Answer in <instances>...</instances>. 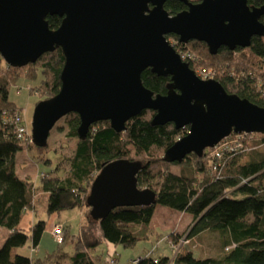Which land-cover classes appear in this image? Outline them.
I'll list each match as a JSON object with an SVG mask.
<instances>
[{"label": "water", "instance_id": "obj_1", "mask_svg": "<svg viewBox=\"0 0 264 264\" xmlns=\"http://www.w3.org/2000/svg\"><path fill=\"white\" fill-rule=\"evenodd\" d=\"M179 1L187 9L171 15L167 0H0V55L9 66L25 67L57 48L65 56L60 91L34 109L32 143L45 148L57 122L70 113L79 115L84 140L95 123L109 121L123 132L145 110L155 112L152 125L189 127L165 152L169 163L202 157L233 133L264 135V107L228 93L215 79H200L167 39L173 34L180 43L204 42L213 55L221 47L247 48L253 37H264V5ZM50 15L62 18L56 30ZM148 68L171 77L166 94L145 87L141 76ZM142 167L130 159L103 167L86 200L93 220L120 207L157 203L155 191L138 187Z\"/></svg>", "mask_w": 264, "mask_h": 264}, {"label": "trees", "instance_id": "obj_2", "mask_svg": "<svg viewBox=\"0 0 264 264\" xmlns=\"http://www.w3.org/2000/svg\"><path fill=\"white\" fill-rule=\"evenodd\" d=\"M248 4L261 7L264 0H248ZM165 8L175 15L187 6L179 0H167ZM47 20L53 30L58 29L62 22L58 15H50ZM261 21L264 23V16ZM167 39H174L176 48L187 50L194 47V51L209 59L210 67L220 62V67L215 69V80L228 93L264 107V71L261 69L264 66V37H253L247 48L230 51L221 47L216 55L210 53L204 42L191 40L187 44L180 43L173 34ZM198 59L188 61L193 70L200 63ZM2 63L8 66L9 71L4 75L0 73V227L7 230V237L0 248V264H107L94 252L106 242L131 248L148 239L157 205L192 216L189 242L205 232L222 234L221 252L200 256L194 250L180 251L172 260L168 256H154L153 251L134 260V264H264V152L258 153L250 148L244 153H227L214 161L216 170L210 165L206 151L202 157L191 154L182 163H169L164 158L165 152L188 133V126L177 129L173 123L152 125L155 112L145 110L129 120L123 132H116L109 121H103L92 125L87 138L82 140L78 135L80 117L77 113H70L64 117V123L68 136L76 140V145L68 159L69 170L62 175L44 174L41 183L27 180L17 173L16 154L25 146L43 152L48 145L40 148L29 139H20L15 126L5 118L19 110L9 100V87L18 80H14L12 72L30 68L31 73L24 76L32 80L41 74L39 87L43 85L46 89L45 100L50 99L60 91L65 56L62 49L57 48L22 68L9 66L0 55V66ZM40 63L41 68L36 69ZM254 67L261 73H254L251 69ZM141 78L145 87L163 95L171 81L170 76H159L150 68L142 73ZM261 137L264 140V135ZM248 153L249 160L241 164L240 157ZM118 159L143 163L137 175L138 187L155 191L157 203L120 207L104 219L93 220L86 205L92 182L105 165ZM46 162L51 163L49 160ZM218 162L222 167H218ZM171 166L181 169L174 171ZM60 169L57 167L56 172L59 173ZM42 206L49 215L86 207L79 235L72 238L74 252L70 254L64 250L69 235L65 229V237L58 243L61 247L55 254L45 259H34L20 252L12 256L14 249L19 250L29 244L34 248L39 246L46 221L36 220L29 231L19 226L27 211L38 212Z\"/></svg>", "mask_w": 264, "mask_h": 264}, {"label": "rangeland", "instance_id": "obj_3", "mask_svg": "<svg viewBox=\"0 0 264 264\" xmlns=\"http://www.w3.org/2000/svg\"><path fill=\"white\" fill-rule=\"evenodd\" d=\"M193 1L198 2L199 0ZM169 42L174 46V44H172L175 42L174 39H169ZM174 48L176 47L174 46ZM181 50L188 51L196 57V59H200V63L195 68L196 72H201L205 69L215 70L220 67V62L217 63L215 67L208 66L210 63L209 59H204V55L198 52L199 55L197 51H194V47ZM176 51L178 52L177 48ZM241 62L243 63V61ZM41 65L42 63L35 68H41ZM7 67L5 63H2L0 66V73L4 75L6 71H9ZM242 68L249 72L247 67L243 66ZM256 68L257 67L251 69L254 73L260 74V69L256 70ZM261 69L264 71V66ZM31 70L33 71L34 68H31ZM21 71L12 72V77L15 75L14 80H18L9 87V100L19 109L17 112L24 115L23 117L26 119L28 128L31 130L34 109L40 101L45 100L47 93L43 85L39 87L42 81L41 74L38 75L37 79L32 80L24 76L25 73H31L30 68ZM75 145L76 140L68 136V128L63 118L58 121L52 129L48 140V147L43 152H38L34 147L28 149L25 146L23 150L16 154L17 173L27 180L36 181V183H41L42 174L53 176L57 167L61 168L58 171L62 175L69 170L68 159L72 157ZM249 145L253 150L256 149L255 151L258 153L264 152V140L261 135L251 140ZM132 157H134V155H132ZM249 158L250 156L248 153L240 157L239 162L244 164ZM47 160L51 161V163L46 162ZM170 169L179 171L181 168L178 166H171ZM200 176L201 175H199V177ZM81 211L84 214L86 207L65 210L60 213L49 215L44 212L43 206L40 207L37 220L46 221V228L41 242L37 248L32 247L30 244L26 245L21 249L20 253L34 259H45L46 256L55 254L61 247L54 238V228L58 225L62 228V238L65 237V229H68L69 235L67 236L64 250L72 254L74 252L72 238L73 236L77 237L80 232ZM192 223L193 218L188 213L180 212L167 206L157 205L155 217L150 224L153 233L150 239L142 240L131 248H125L122 245H114L106 242L101 245L94 254L100 255L102 262L104 263L106 261L107 264H109V261L113 258L116 261L115 264H131L132 261L145 257L153 251L154 256H168L172 258V260L180 251L186 253L188 250H194L196 254L200 256L219 254L222 249L221 246L223 241V235L219 234V232H205L192 239L189 243L187 242V239L190 238ZM66 224H68V227ZM6 237L7 230L0 227V248L3 246ZM153 248L155 249L153 250ZM14 255L15 254L12 253V256Z\"/></svg>", "mask_w": 264, "mask_h": 264}, {"label": "built area", "instance_id": "obj_4", "mask_svg": "<svg viewBox=\"0 0 264 264\" xmlns=\"http://www.w3.org/2000/svg\"><path fill=\"white\" fill-rule=\"evenodd\" d=\"M173 44V43H172ZM178 53L180 54L181 59L184 62L189 61V59H196L191 53L188 51L181 50L178 48ZM205 69V68H204ZM195 71V70H194ZM196 75L202 79V80H210V79H215L217 74L215 70H203L201 72H196ZM22 113L16 112L14 113L11 117L10 116H5L6 120L11 122L15 126V133L16 135L22 139V140H31V130L28 128L27 122L25 117H23ZM259 136V134H247V133H242V134H231L230 136L226 137L223 139L219 144H217L215 147L207 149V157L210 161V165L213 166V169L216 170L215 166V160L222 159L225 154L227 153H234V152H240L244 153L247 150H249L251 140H254L255 137ZM209 150V151H208ZM218 167H222V165L218 162ZM44 174H42L43 176ZM62 228L58 225L55 226L54 228V238L56 239L57 243L62 242ZM189 243V240H187ZM183 244V243H182ZM181 246V245H179ZM114 259V258H113ZM111 259L109 261V264H115L116 261L115 259ZM135 262L132 261L131 264H134Z\"/></svg>", "mask_w": 264, "mask_h": 264}, {"label": "crops", "instance_id": "obj_5", "mask_svg": "<svg viewBox=\"0 0 264 264\" xmlns=\"http://www.w3.org/2000/svg\"><path fill=\"white\" fill-rule=\"evenodd\" d=\"M60 173H58V172H55V174L54 175H59ZM44 207V209H45V206H43ZM39 212H40V208H38V212H32V211H27L24 215H23V217H22V220H21V223H20V228L21 229H24V230H26V231H29L31 228H32V226H33V224L36 222V220H37V218H38V215H39ZM44 212H46V210H44ZM37 213V214H36ZM81 213H82V211H81ZM82 216H83V213H82ZM154 217H155V215H154ZM154 217H153V219H154ZM152 219V220H153ZM81 221H82V217H81ZM152 222V221H151ZM80 225H81V222H80ZM66 226L68 227V224H66ZM152 228H151V226H150V234H149V238L148 239H150V237L152 236ZM22 249V248H21ZM21 249H14L13 250V253L14 254H16L17 252H20L21 251Z\"/></svg>", "mask_w": 264, "mask_h": 264}, {"label": "flooded vegetation", "instance_id": "obj_6", "mask_svg": "<svg viewBox=\"0 0 264 264\" xmlns=\"http://www.w3.org/2000/svg\"><path fill=\"white\" fill-rule=\"evenodd\" d=\"M199 1H200V0H199ZM199 1H198V2H199ZM194 2H196V1H194Z\"/></svg>", "mask_w": 264, "mask_h": 264}]
</instances>
